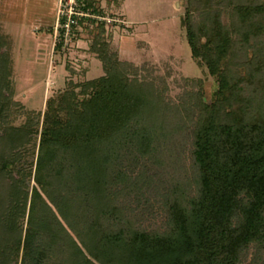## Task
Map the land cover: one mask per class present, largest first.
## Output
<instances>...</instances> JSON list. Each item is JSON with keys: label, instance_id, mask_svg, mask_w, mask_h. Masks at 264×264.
Wrapping results in <instances>:
<instances>
[{"label": "trees", "instance_id": "1", "mask_svg": "<svg viewBox=\"0 0 264 264\" xmlns=\"http://www.w3.org/2000/svg\"><path fill=\"white\" fill-rule=\"evenodd\" d=\"M182 26L213 101L170 99L163 77L107 53L99 23L89 51L103 75L48 98L40 130L39 112L9 122L0 34V264H244L248 252L264 264V84L247 58L264 53V0H187ZM36 136L30 185L20 161ZM152 203L164 221L147 229Z\"/></svg>", "mask_w": 264, "mask_h": 264}, {"label": "rangeland", "instance_id": "2", "mask_svg": "<svg viewBox=\"0 0 264 264\" xmlns=\"http://www.w3.org/2000/svg\"><path fill=\"white\" fill-rule=\"evenodd\" d=\"M92 1V6L101 13H92L88 8L86 11L90 15L80 18L72 33L60 39L56 28L58 0H0V34L9 41L12 101L18 104L9 118L11 125L20 126L29 112H39L40 130L48 98L69 89L78 92L80 84L103 75L100 62L89 51L99 23L103 24L107 53L115 54L118 60L135 67L144 66L152 76L163 77L170 99L178 102L183 90L192 89L200 90L204 101H213L217 88L215 79L191 59L186 44L182 19L187 0ZM221 10V20H227L231 6ZM192 16L197 19V12ZM247 53L248 61L251 59L254 63L250 72L255 73L257 79L260 77L255 82L260 80L264 84V53L258 54L262 59L254 56L251 50ZM256 65H261V69L258 70ZM191 80H194L193 84ZM37 143L38 136L20 161L23 169L31 165L30 185L33 184ZM176 149L174 146L171 150L175 153ZM178 157V163L188 164L186 151ZM124 204L133 205L130 202ZM151 205L150 210L140 214L142 226L147 229L158 228L164 221L159 205ZM25 225L26 216L22 227ZM66 230L75 240L74 235ZM250 253H247L244 264L249 262Z\"/></svg>", "mask_w": 264, "mask_h": 264}, {"label": "built area", "instance_id": "3", "mask_svg": "<svg viewBox=\"0 0 264 264\" xmlns=\"http://www.w3.org/2000/svg\"><path fill=\"white\" fill-rule=\"evenodd\" d=\"M83 5V0H58L56 28L61 31L60 39L72 33L80 18L90 15L82 10Z\"/></svg>", "mask_w": 264, "mask_h": 264}]
</instances>
